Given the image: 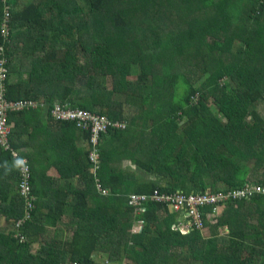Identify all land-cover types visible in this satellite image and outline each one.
I'll return each instance as SVG.
<instances>
[{"label": "trees", "instance_id": "trees-1", "mask_svg": "<svg viewBox=\"0 0 264 264\" xmlns=\"http://www.w3.org/2000/svg\"><path fill=\"white\" fill-rule=\"evenodd\" d=\"M4 5L6 96L38 103L8 115L34 196L22 226L17 157L0 146V264H264V0H0V20ZM55 103L121 124L101 133L96 167L89 129L54 120ZM43 156L60 179L41 180ZM154 190L225 199L182 233L179 212L128 206Z\"/></svg>", "mask_w": 264, "mask_h": 264}, {"label": "built area", "instance_id": "built-area-1", "mask_svg": "<svg viewBox=\"0 0 264 264\" xmlns=\"http://www.w3.org/2000/svg\"><path fill=\"white\" fill-rule=\"evenodd\" d=\"M4 0H1L3 2ZM3 16L0 20V36L2 37V43L8 42V18L9 12L6 5L2 6ZM0 44V146L5 149H10L13 157H18L19 154L14 151L8 142L10 134L11 124L8 121V115L12 111H20L29 107H36V101L32 99H8L6 96V82L9 76V69L7 66V58L4 55L3 44ZM50 116L54 120H66L75 123L78 127L83 129H89L91 133L89 150V160L93 163V167L97 166L99 160V154L97 152V146L99 144V137L101 133L105 132L108 127L120 126L116 121L109 120L104 114L93 113L86 111L79 107H69L66 104L55 103L50 109ZM22 159L26 162V168L20 169V182L19 193L23 196L25 201V212L22 219L18 221V225L22 226V223L27 219L32 218L31 210L33 207L32 200L34 196L31 193L30 180V165L27 162L26 157L22 156ZM92 167V168H93ZM93 171V169H91ZM96 186L104 194L105 191L101 189L100 184L96 181ZM259 191V188H256ZM249 189L235 190L228 192L227 196L235 198H248L250 195ZM225 197L222 194H211L206 192L204 194H184L176 191L173 193L163 192L159 193L158 190H154L152 194H130L128 196V206L132 207L136 213L144 210L143 205L147 202L159 203L166 206L170 211L183 212L187 218L186 223L179 226L182 233H186L192 229H203L204 220L201 215V207L204 205H214L212 213L207 215V220L211 223H215V218L219 216L220 211L223 208L222 202ZM211 219H208V218ZM139 227L134 228L133 231ZM70 264H84L72 262Z\"/></svg>", "mask_w": 264, "mask_h": 264}, {"label": "crops", "instance_id": "crops-1", "mask_svg": "<svg viewBox=\"0 0 264 264\" xmlns=\"http://www.w3.org/2000/svg\"><path fill=\"white\" fill-rule=\"evenodd\" d=\"M39 123L41 122L42 124L43 123H51L52 121L50 120V116H48L46 113H45V110L42 111V113L40 114V118H39ZM54 123V122H52ZM28 136L27 133H23V135L21 136L22 138H26ZM40 136H41V133L39 131V133L37 134V139L35 141V143L39 142L40 141ZM70 137V135H67ZM42 140V139H41ZM74 140H75V144L77 146H86L85 144V141H83V138L82 136L78 133L76 135H74ZM22 150H25V151H32V149L28 148L27 146L26 147H22ZM42 159V160H41ZM40 160H41V164L38 165V174L41 176V180L42 181H49V179H60V174L57 170V167L55 166V164L53 163V161H49V160H46L44 161V156L41 158L40 157ZM44 166L43 168L45 169H42L40 167ZM69 183H73V184H77L78 183V180H77V176H74L73 178H70V179H67L65 180L64 184H69ZM179 225H183L186 223V221H184V214L183 212H179Z\"/></svg>", "mask_w": 264, "mask_h": 264}, {"label": "rangeland", "instance_id": "rangeland-1", "mask_svg": "<svg viewBox=\"0 0 264 264\" xmlns=\"http://www.w3.org/2000/svg\"><path fill=\"white\" fill-rule=\"evenodd\" d=\"M18 2H22L23 0H17ZM261 112H263V115H264V109L261 111ZM35 151V149H32V152H34ZM125 165H128V161L127 162H125ZM130 168H133V166L132 165H130ZM142 176H143V174H142ZM140 178H141V176H139ZM259 179L260 178V176H259V174L258 173H254V179ZM255 179V180H256ZM208 219H211L210 217L208 218ZM4 227V226H3ZM135 228H137V227H135ZM180 228V227H179ZM52 229H50V231H51ZM203 233L204 234H208V230H206V231H203ZM37 243L35 242L33 245H31V251L32 252H34L35 253V251H37Z\"/></svg>", "mask_w": 264, "mask_h": 264}, {"label": "clouds", "instance_id": "clouds-1", "mask_svg": "<svg viewBox=\"0 0 264 264\" xmlns=\"http://www.w3.org/2000/svg\"><path fill=\"white\" fill-rule=\"evenodd\" d=\"M14 167L24 169L26 168V162L24 159L17 157L14 161Z\"/></svg>", "mask_w": 264, "mask_h": 264}]
</instances>
